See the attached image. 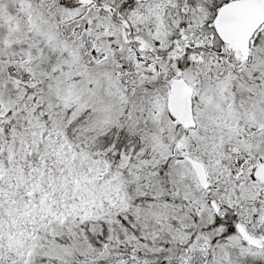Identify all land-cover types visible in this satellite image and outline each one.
<instances>
[{
  "label": "snow or ice",
  "instance_id": "6c2138e0",
  "mask_svg": "<svg viewBox=\"0 0 264 264\" xmlns=\"http://www.w3.org/2000/svg\"><path fill=\"white\" fill-rule=\"evenodd\" d=\"M0 264H264V0H0Z\"/></svg>",
  "mask_w": 264,
  "mask_h": 264
}]
</instances>
